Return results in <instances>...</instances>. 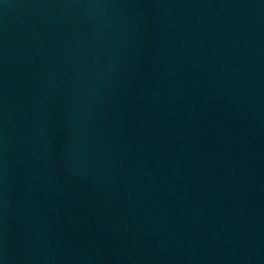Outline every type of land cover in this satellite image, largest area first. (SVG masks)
I'll use <instances>...</instances> for the list:
<instances>
[{
    "label": "water",
    "instance_id": "obj_1",
    "mask_svg": "<svg viewBox=\"0 0 264 264\" xmlns=\"http://www.w3.org/2000/svg\"><path fill=\"white\" fill-rule=\"evenodd\" d=\"M0 264H264V0H0Z\"/></svg>",
    "mask_w": 264,
    "mask_h": 264
}]
</instances>
